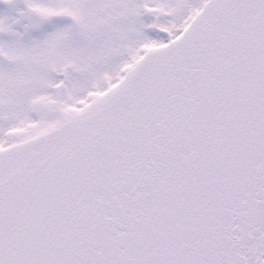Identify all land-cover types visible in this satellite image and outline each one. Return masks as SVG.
Listing matches in <instances>:
<instances>
[{"label":"snow or ice","instance_id":"6c2138e0","mask_svg":"<svg viewBox=\"0 0 264 264\" xmlns=\"http://www.w3.org/2000/svg\"><path fill=\"white\" fill-rule=\"evenodd\" d=\"M0 264H264V0H0Z\"/></svg>","mask_w":264,"mask_h":264}]
</instances>
